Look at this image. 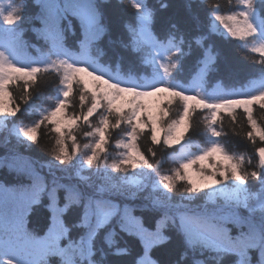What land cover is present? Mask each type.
Here are the masks:
<instances>
[{
    "label": "snow or ice",
    "instance_id": "obj_1",
    "mask_svg": "<svg viewBox=\"0 0 264 264\" xmlns=\"http://www.w3.org/2000/svg\"><path fill=\"white\" fill-rule=\"evenodd\" d=\"M111 3L0 0V264H264V0H188L207 26L163 31L165 0H116L118 40ZM217 36L258 74L212 82Z\"/></svg>",
    "mask_w": 264,
    "mask_h": 264
},
{
    "label": "trees",
    "instance_id": "obj_2",
    "mask_svg": "<svg viewBox=\"0 0 264 264\" xmlns=\"http://www.w3.org/2000/svg\"><path fill=\"white\" fill-rule=\"evenodd\" d=\"M15 2H20V0H15ZM127 2V0H126ZM168 3L169 7L164 11H158L156 16V29L157 31H163L167 29L170 23L177 24L181 30H184L190 27L193 23L192 14L197 13L200 16V24L202 27L207 26V17L204 12L199 9L193 8L192 12H189L186 5L188 0H165ZM215 2V0H214ZM220 3H226L227 0H218ZM154 6L158 8L157 0H152ZM235 3V0H233ZM131 12L126 10L122 5L116 3V0H112L111 6L106 12V22L109 24L111 32V38L113 40H118L121 36V26L125 20H129L131 18ZM31 39L30 34L28 37ZM74 37H69V42H71ZM217 49L220 53L218 68L219 71L214 73L210 78L212 82L217 79H222L224 84L227 86H237L245 84L250 78L255 77L259 72V66L252 63V57L255 54L244 53L242 49H240L237 41L231 39H221L219 36L216 37ZM120 49L113 45L110 48L109 54L115 57L120 54ZM30 55H36L34 51L29 50ZM255 59H259L258 56H255ZM127 65H125V71H127ZM135 71V69H133ZM51 89H46L48 92ZM255 117L258 120L264 121V111L256 109L254 113ZM242 116V114H241ZM27 122V121H25ZM246 126V121H244ZM226 128H230L231 124L226 121ZM228 141L229 146L231 147L232 141H237V137L233 136L231 133L227 137H222ZM42 145H47L48 140L45 137H41ZM257 143H259L257 141ZM246 147H250L247 141H237V147L235 150L244 151ZM33 156L47 159L48 157L41 151L36 150L32 153ZM172 165L167 161L164 163L162 171H168ZM45 215L44 204L36 206L35 214L32 218V226L35 230L39 231L41 226L40 222L43 220ZM174 248L173 245L166 246L161 248L157 253V258L160 260L161 264H168V262L173 258L172 250Z\"/></svg>",
    "mask_w": 264,
    "mask_h": 264
},
{
    "label": "rangeland",
    "instance_id": "obj_3",
    "mask_svg": "<svg viewBox=\"0 0 264 264\" xmlns=\"http://www.w3.org/2000/svg\"><path fill=\"white\" fill-rule=\"evenodd\" d=\"M3 2L6 4L7 3V0H3Z\"/></svg>",
    "mask_w": 264,
    "mask_h": 264
}]
</instances>
